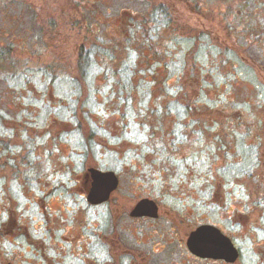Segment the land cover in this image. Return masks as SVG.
Listing matches in <instances>:
<instances>
[{
    "label": "rangeland",
    "instance_id": "374dc122",
    "mask_svg": "<svg viewBox=\"0 0 264 264\" xmlns=\"http://www.w3.org/2000/svg\"><path fill=\"white\" fill-rule=\"evenodd\" d=\"M76 1L0 0V50L7 55L0 64V264L6 259L39 264L36 246L44 244L54 255L57 237L70 234L53 226L48 230L52 217L44 212L42 199L57 225L64 217L55 216L54 209L67 203L99 231L104 224L98 216L106 213L117 215L141 238L157 229L122 219L113 203L85 204L79 187L94 162L119 175L112 198L121 208L149 193L162 203L163 214L173 207L192 225L194 217L223 220L240 245L253 247L254 254L247 253L243 263L264 264V131L259 140L251 137L247 148L237 149L242 161L210 140L213 119L235 117L239 109L250 119L264 117V0H87L103 13L102 29H92L99 34L84 31V11L77 13ZM166 11L179 29L171 31L177 38L162 65L153 60L159 57L154 50L165 54L161 42L170 34L163 27ZM51 21V36L41 38L51 31ZM244 25L251 27L247 41L238 29ZM83 36L87 48L97 39L107 53L93 52L86 75L76 69ZM234 62L241 63L239 70ZM242 66L251 74L236 76ZM165 68L179 75L189 72L188 83L184 77L164 81ZM155 69L161 71L157 90L149 93L154 83L143 72ZM134 70L142 71L140 84L132 83ZM190 81L202 90V99L195 89L190 94L203 104L205 148L195 153L189 139L174 157L172 138L182 140L192 130L184 105L177 104L181 87ZM166 107L175 115L168 123L162 121ZM220 198L232 202L228 213ZM72 224L84 231L76 220ZM191 224L189 230L195 227ZM140 225L143 233H138ZM42 227L48 231L42 233ZM76 262L73 253L62 250L60 264Z\"/></svg>",
    "mask_w": 264,
    "mask_h": 264
},
{
    "label": "flooded vegetation",
    "instance_id": "af4514ba",
    "mask_svg": "<svg viewBox=\"0 0 264 264\" xmlns=\"http://www.w3.org/2000/svg\"><path fill=\"white\" fill-rule=\"evenodd\" d=\"M148 25L149 27H152V25ZM171 25L172 24L166 25V27H168V31H171ZM237 27L238 26H236L235 28ZM238 29L242 30L241 33H244L243 36L247 41L249 32L251 31V27H247L244 25L242 28L239 27ZM136 34L139 36L140 31L137 30ZM262 48L264 49V45H262ZM155 53L156 52H154V54ZM148 55H150V53ZM152 56L154 57L153 54ZM230 56L232 55H227V57ZM164 57L166 58V61L170 59H167L166 55ZM149 58L151 57L149 56ZM237 64L241 65V63ZM237 64L236 62H234L233 64V68L235 70H239ZM242 67L243 70L236 71V73H238L236 76L241 77L242 75H245V73L247 75L251 74L248 67ZM141 72V70L133 71V74L131 76L132 83L140 84V81L143 78L141 77ZM160 72V70H147L143 72L146 78L154 83L153 86H149L147 88L149 90V93L155 92L157 90V86H155V83L158 76L157 74H160ZM163 76L164 81L169 80L173 77V72L165 68ZM180 77L186 78L185 83H188V78L190 77L189 72L187 73V75L181 72ZM192 84L193 82L190 81L189 85H184L181 87L182 91L180 93V99L178 98L177 100V104L181 102V104L184 105L183 109L186 117H188L187 121L192 130L190 132V135H183L182 140H180V138H172L173 146L170 150L172 152V156L174 157L177 156L178 152H181L180 148L182 145V152L186 149L184 148V146L185 144H188L189 139H192L191 143L195 144L193 146L195 153L201 154L205 148L204 141H206L205 138L207 135L205 131V118L203 117V104L199 101L198 97L197 100L191 95L193 93L192 90L195 89L200 95V99H202L200 94L202 90L199 91V87L196 88V86ZM157 108L158 107H156V109ZM195 114L197 116H194ZM233 114L234 116H236L231 118V116L229 115L230 117L222 118L221 122H219V120H211V123L213 124V134H211V138L209 136L208 138L216 143V147L219 151L220 149H225L227 150L226 154H229L232 157L237 155L238 157H241V155L238 153L243 149V147L247 148V142H249L248 140H250L251 137L256 136V139L258 140L262 137V132L264 131V117H255L253 119H250L248 117V113L241 109L234 111ZM157 115H159V113ZM164 115L165 118L161 119L162 121L165 120L166 123H168L169 120L175 117L170 107L165 108ZM173 125L174 124H170V127H173ZM171 135L175 136V133L172 132ZM226 146H228V148ZM237 149H239V152ZM241 159L243 158L241 157L240 161H242ZM92 170H98L101 172H114L118 179L117 187L110 193V196L100 202H92L89 200V194L94 186ZM64 184L65 183H61V185ZM119 185L120 177L116 173V171L112 169L101 168L99 163L94 162L92 164H89L86 171H84L83 182H81V186L79 185V190L81 192H84L82 197L85 201V204L89 207L98 208L108 205L109 203H113L112 205L117 206L114 211L121 214L123 213L124 216H121L122 219L128 218L131 219L130 221H138L140 224L147 226V228L156 225L157 229H155L148 238H141L143 236L139 235L137 236V233L131 232L130 229H127L122 225V223H119L120 220H118L119 218H117V215L112 218L110 215H108V213L104 215L100 214L98 216L99 221L102 219L104 224V230L99 231V227L93 225L89 226V224H91V220H89V224H87L86 220L82 218V214L78 213V210L74 207H69L67 203L57 205L54 209V214H56L55 216L59 214L64 217L62 223L58 225L54 224L53 219L55 217L50 213L51 208L47 204V202L42 199L41 206L44 208V212L52 217V219H49L47 224L48 230L54 228L56 229L57 227L58 230L61 231L62 229H64L70 232V234L63 236L59 235V237H57L58 242H55L54 244V255L48 254V247H46L44 244L39 247L36 246L34 255L39 259V264H60L62 250L64 249L69 253H73V257L77 259V262L73 264H244L243 259L245 255L247 253L251 254V256L252 254H254V252H252L253 247L240 245L238 241L239 236L236 235V232L228 230L227 226L223 224V220H221L220 222H213L212 220L197 221V218L194 217L195 225H192L191 222L189 223L190 218L188 217V215L183 214L182 211L178 209L174 210L173 207H167L166 214H163L161 208L162 203L154 198V196H151L149 193H146V196L135 199V203L131 204L128 208H121V204L114 203L118 200L112 198L113 192L118 189ZM200 185H202V183H200ZM221 186L223 185L218 183L216 188L220 189ZM63 188L67 189V187ZM67 192L68 190L66 191V193ZM143 200H149L155 204L157 210L156 216L148 214H132L135 207ZM222 202L223 201L220 198L219 203L223 206V211L228 213V211H230L229 206L232 202L230 200L224 203ZM240 214L245 215V213L243 212H241ZM74 220L78 222L77 225L79 226V228H84V231L78 229L77 227H73L74 225L72 224V222H74ZM189 224L195 227L189 230ZM142 225H140L138 233H143L144 227ZM203 225H211L216 227L218 230H220L221 234L224 237L228 238L230 244H232L234 250L236 251V258L234 260H231V256H228L227 254H222L218 257L202 256L191 249L189 245L191 235ZM41 229L42 233L48 231L47 229L43 230V227ZM92 229L93 232L91 231ZM86 230H90V232H86ZM6 231L8 232V228L6 229ZM138 237H140L141 239H139ZM27 253L29 252L27 251ZM256 253L260 252L258 251ZM2 264L16 263L12 259H6V261H3Z\"/></svg>",
    "mask_w": 264,
    "mask_h": 264
},
{
    "label": "water",
    "instance_id": "95a60500",
    "mask_svg": "<svg viewBox=\"0 0 264 264\" xmlns=\"http://www.w3.org/2000/svg\"><path fill=\"white\" fill-rule=\"evenodd\" d=\"M92 176L94 179V186L89 194V200L92 202H100L107 199L118 184L115 173L111 171L101 172L92 170ZM132 214L156 216L157 210L153 202L143 200L135 207ZM189 245L194 252L202 256L218 257L222 254H227L231 256V260L236 258V251L232 244H230L228 238L224 237L220 230L211 225L199 227L191 235Z\"/></svg>",
    "mask_w": 264,
    "mask_h": 264
},
{
    "label": "trees",
    "instance_id": "16d2710c",
    "mask_svg": "<svg viewBox=\"0 0 264 264\" xmlns=\"http://www.w3.org/2000/svg\"><path fill=\"white\" fill-rule=\"evenodd\" d=\"M86 2H87V0H79L78 2L76 1L75 4H74V7L77 10V13L81 9H83V11H84V13L81 12V18H80L81 19V22L85 25V27H84L85 29L83 28L84 31H86V30L92 31V29H94L96 26L98 27V30H101L102 29L101 27H102V19H103L102 16H103V13L100 12V11L95 10V8L90 7L89 4H87ZM88 2H89V0H88ZM126 13L127 14H131V16H135V14H136V13H133L132 11H127ZM151 15L154 16V12L151 13ZM165 15L167 16V22L164 24L163 27H165L167 24H172L171 25V28H172L171 31L173 29H174V31L175 30H178L179 27L177 25H175L176 19H175L174 15L169 14L168 11L165 12ZM154 18H156V17L154 16ZM72 19L70 18L71 21H72ZM145 20H147V19H145ZM52 23H53V21H51V23H49V24L52 25L50 27L51 31H45V33H46L45 35H44V32L42 31L43 33L41 34V36H42L41 38L44 39L45 37L47 38V37H50L51 36V32L54 29L53 28L54 25ZM165 28L167 29L168 27H165ZM106 29L107 28L105 27V30ZM98 30L96 32L95 31H92V33L93 34H99ZM171 31H169V33H171ZM55 38H56V36H55ZM98 38H99V36H98ZM175 38H177V36L175 34L172 35V33L169 34L168 36H164L163 37L161 43H162L163 48L165 50L164 51L165 54L163 55L162 52H161V55L159 53H155L156 55L158 54L159 57H157L158 59H154L153 61L157 60L159 62V64H162V65L163 64H166L167 61H166V58L164 56L165 55L166 56L169 55V53L171 52V48L169 46L171 45L172 40H174ZM100 40L101 41L104 40V38L102 37V35L100 36ZM85 41H86L85 36H83L82 37V43H81L82 45H81V47L79 49V52L80 53H79V56H78V59H77V65H76V69H78L79 71H81L82 72V75H86V73H87V70H88V67H89V62H90L89 60H90L93 52L94 51L95 52L96 51H99V52H103L104 51L103 50L104 48L101 47L98 44L97 39L96 40H93L90 43V46L88 48L86 47L87 46V43ZM166 50H167V52H166ZM154 52H157V51H154ZM140 53L142 54V58L143 59H147V58H145V56H146L145 51L140 50ZM105 54H107V53L105 52ZM148 54L149 53H147V55ZM6 56H7L6 53L3 50H0V64L4 62ZM107 58L108 57L106 56L104 59H107ZM228 59L229 60H232L233 58L231 59V56H230V57H228ZM155 70L159 71V69H155ZM155 70H153V71H155ZM175 75H176L177 78H181L180 75H179V73L178 74H176V73L173 74V77H175Z\"/></svg>",
    "mask_w": 264,
    "mask_h": 264
}]
</instances>
